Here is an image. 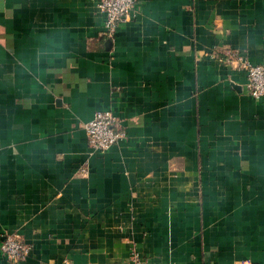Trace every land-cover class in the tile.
Returning <instances> with one entry per match:
<instances>
[{"label": "crops", "instance_id": "0c3cea01", "mask_svg": "<svg viewBox=\"0 0 264 264\" xmlns=\"http://www.w3.org/2000/svg\"><path fill=\"white\" fill-rule=\"evenodd\" d=\"M0 0V245L24 264H264V0ZM111 110L126 137L92 151ZM88 172L80 174L79 168ZM0 264H8L0 251Z\"/></svg>", "mask_w": 264, "mask_h": 264}, {"label": "built area", "instance_id": "2783aa9c", "mask_svg": "<svg viewBox=\"0 0 264 264\" xmlns=\"http://www.w3.org/2000/svg\"><path fill=\"white\" fill-rule=\"evenodd\" d=\"M140 0H100L99 9L104 15L103 35L112 39L120 26L136 14ZM225 64L241 69L246 76V89L250 97H264V64H252L241 54L225 52ZM87 144L92 151L105 152L126 137L119 118L111 110H98L93 118L83 124ZM86 174V167L79 168ZM31 245L25 243L18 234H5L0 245L2 256L8 264H24L31 253ZM127 264H145L137 253Z\"/></svg>", "mask_w": 264, "mask_h": 264}]
</instances>
